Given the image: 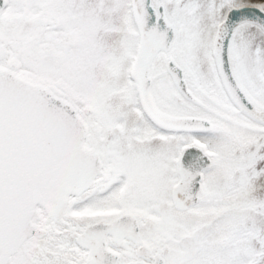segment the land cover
Returning <instances> with one entry per match:
<instances>
[{
  "label": "snow or ice",
  "instance_id": "1",
  "mask_svg": "<svg viewBox=\"0 0 264 264\" xmlns=\"http://www.w3.org/2000/svg\"><path fill=\"white\" fill-rule=\"evenodd\" d=\"M0 264H264V0H0Z\"/></svg>",
  "mask_w": 264,
  "mask_h": 264
}]
</instances>
